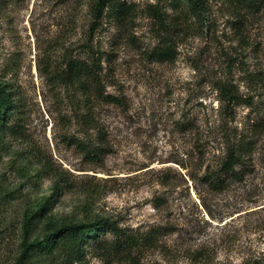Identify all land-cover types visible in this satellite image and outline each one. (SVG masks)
<instances>
[{"label":"rangeland","instance_id":"1","mask_svg":"<svg viewBox=\"0 0 264 264\" xmlns=\"http://www.w3.org/2000/svg\"><path fill=\"white\" fill-rule=\"evenodd\" d=\"M0 0V264L52 226L109 230L23 264H264V0ZM174 48L168 60L155 50ZM100 58L102 99L72 61ZM229 87L237 102L228 103ZM254 149L216 191L229 144ZM85 147H95L90 155Z\"/></svg>","mask_w":264,"mask_h":264},{"label":"trees","instance_id":"2","mask_svg":"<svg viewBox=\"0 0 264 264\" xmlns=\"http://www.w3.org/2000/svg\"><path fill=\"white\" fill-rule=\"evenodd\" d=\"M174 7H177L179 3H184L187 9L193 12H199L203 9L204 0H171ZM111 6L115 11H118L119 4L117 2H111V0H96L95 12L98 15L105 7ZM88 62L82 61H72L69 66L70 69L83 78V84L91 85L94 92L98 97L105 99L109 97L108 95L103 96V86L100 77V58L94 55L91 49ZM172 53H174V48L170 43H166L164 46H160L155 50V58L157 60H168ZM225 99L228 103L237 102V98L234 95H230L229 87L223 89ZM14 109L13 101L10 97L9 92L6 91L4 85L0 84V135L4 131L7 120L11 116ZM254 144L250 139L241 138L238 142L229 144L225 149L224 156L219 163V166L214 170L207 172L204 175V181L213 190H220L225 187L229 182L239 181L241 179V173L247 168V163L253 152ZM87 153L90 155H98L99 150L95 147H85ZM107 230L111 231L117 239L116 244L126 245L130 247L132 245V237L122 236L118 237L119 230L113 225V223L108 222L104 219H96L91 222L84 223H69L60 226H52L48 232L43 236L42 239H34L30 242H24L22 250L18 259V264H23V260L27 253L36 249L41 253L48 254L53 249H62L63 253L68 254V257L74 256L76 249L84 243L85 239L93 238L94 240L105 233Z\"/></svg>","mask_w":264,"mask_h":264}]
</instances>
